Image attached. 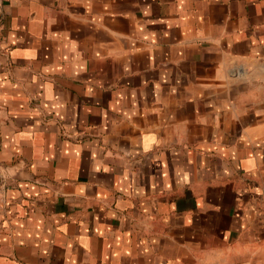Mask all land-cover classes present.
I'll use <instances>...</instances> for the list:
<instances>
[{
  "label": "crops",
  "instance_id": "0c3cea01",
  "mask_svg": "<svg viewBox=\"0 0 264 264\" xmlns=\"http://www.w3.org/2000/svg\"><path fill=\"white\" fill-rule=\"evenodd\" d=\"M0 3V264H264V0Z\"/></svg>",
  "mask_w": 264,
  "mask_h": 264
},
{
  "label": "built area",
  "instance_id": "2783aa9c",
  "mask_svg": "<svg viewBox=\"0 0 264 264\" xmlns=\"http://www.w3.org/2000/svg\"><path fill=\"white\" fill-rule=\"evenodd\" d=\"M0 7H1V3H0Z\"/></svg>",
  "mask_w": 264,
  "mask_h": 264
}]
</instances>
